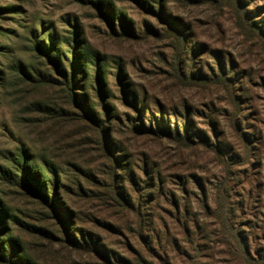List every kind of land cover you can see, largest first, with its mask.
Instances as JSON below:
<instances>
[{"label": "trees", "instance_id": "16d2710c", "mask_svg": "<svg viewBox=\"0 0 264 264\" xmlns=\"http://www.w3.org/2000/svg\"><path fill=\"white\" fill-rule=\"evenodd\" d=\"M132 2L136 10L158 19L167 17L161 10L163 0ZM245 2L232 0L236 22L262 39L264 25ZM92 4L111 35L137 37L127 12L113 2ZM168 22L179 31L178 22ZM31 32L33 61L15 57L0 63V87L10 66L22 84L53 93L56 99L35 103L36 111L84 127L101 165L97 171L70 169L45 157L37 159L22 148L11 168L0 169L2 183L15 189L31 210L15 211L0 197V264H41L27 252L26 236L59 244L84 258L85 264H217L209 243L212 234L240 264H264V199L259 182L264 134L230 56L210 49L215 66L199 58L202 67L192 70L186 65L187 56L191 53L194 59L208 49L193 35H188L193 40L189 45L184 44L186 38H178V46L189 51L184 67L177 70L178 78L201 86L209 83L231 99L225 114L216 109L200 113L201 128L191 106L169 107L139 90L123 60L109 61L89 44L77 23H68L60 38L50 28L38 35ZM141 139L212 155L221 170L216 186L210 190L201 174L164 168L148 153L132 151L129 144ZM92 202L98 210L123 219V224L96 218ZM195 204L206 216H214L218 232L206 231Z\"/></svg>", "mask_w": 264, "mask_h": 264}, {"label": "rangeland", "instance_id": "374dc122", "mask_svg": "<svg viewBox=\"0 0 264 264\" xmlns=\"http://www.w3.org/2000/svg\"><path fill=\"white\" fill-rule=\"evenodd\" d=\"M96 1L113 2L120 11L127 12L134 21L137 37L125 40L111 35L92 4ZM245 5H252L249 9L256 11V19L264 25V0H246ZM162 7L167 17L158 19L153 14L136 10L132 0H0V8L3 9L0 11V63L15 57L30 63L33 61L30 57L32 30L38 35L40 31L50 28L60 38L65 34L68 23L75 22L89 44L108 55L109 61L114 60L112 57L123 60L139 90L145 89L169 107L182 109L185 105L191 106L195 110V121L204 128V118L200 113L216 109L225 114L224 111L231 109V99L222 89L209 83L201 86L178 78L177 70L184 67L186 55L189 54V51L184 52V48L178 46V38H186L184 44L189 45L193 40L188 35H193L197 43L205 44L208 50L194 59L190 53L186 65L192 70L201 68L203 63L215 66V54H211L210 49L222 50L226 57L230 56L249 92L250 103L259 120L258 129L264 134V38L239 27L232 0H163ZM169 16L173 20L168 19ZM168 21L178 22L179 31L170 28ZM180 30L187 34L182 35ZM207 65H203L205 72L208 71ZM6 73V81L0 87V169L11 168L22 148L37 159L45 157L61 167L100 169L101 159L93 145L89 144L84 127L57 122L36 111L35 103L50 104L56 96L44 89L22 84L13 75L10 66ZM129 145L132 151L148 153L164 168L171 167L181 172L190 169L201 174L209 181L206 186L210 190L216 186L221 170L208 153L178 148L166 141L156 143L141 139ZM259 182L264 199V169ZM0 197L13 210L31 213L27 202L18 192L1 180ZM94 203L91 207L96 218H108L109 221L123 224V219L98 210ZM194 207L206 231L211 234L218 232L214 216H206L196 204ZM98 227L99 231L103 230L99 224ZM24 243L27 252L41 264H85L84 258L59 244L49 245L31 236L24 237ZM209 243L214 247L217 264H240L216 235H211Z\"/></svg>", "mask_w": 264, "mask_h": 264}]
</instances>
